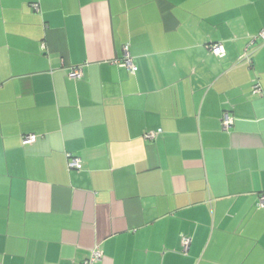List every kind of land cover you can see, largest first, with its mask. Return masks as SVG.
<instances>
[{
  "label": "crops",
  "instance_id": "0c3cea01",
  "mask_svg": "<svg viewBox=\"0 0 264 264\" xmlns=\"http://www.w3.org/2000/svg\"><path fill=\"white\" fill-rule=\"evenodd\" d=\"M263 29L264 0H0V264H264Z\"/></svg>",
  "mask_w": 264,
  "mask_h": 264
},
{
  "label": "built area",
  "instance_id": "2783aa9c",
  "mask_svg": "<svg viewBox=\"0 0 264 264\" xmlns=\"http://www.w3.org/2000/svg\"><path fill=\"white\" fill-rule=\"evenodd\" d=\"M32 7L36 13L41 12V7L39 3L32 4ZM264 45V29L255 36H251L250 40L244 50V53L239 59L240 63L248 64L249 66L253 65V56L256 50ZM207 50L213 56L223 59L226 56L225 48L220 43L210 44L207 46ZM124 56L120 60H115L112 63L117 65L122 69L128 70L132 75H136L138 72V66L136 65L134 58L130 53V46L126 45L123 48ZM84 67L85 65L70 67L68 71V78L71 80H79L84 76ZM253 93L259 96H263L262 88L260 83L256 82L253 86ZM222 125L225 131H229L234 125V119L229 115L228 112L224 113L222 119ZM162 133V130L159 129L155 132H147L144 134V139L154 141L158 135ZM36 135H25L22 138L23 145L32 144L36 140ZM68 171H81L83 168L81 159L68 155ZM257 208L264 209V194L260 195L258 202L256 204ZM184 251L186 252L188 246L190 245L189 239H183ZM103 252L101 246H95L90 253V258L84 264H98L103 259Z\"/></svg>",
  "mask_w": 264,
  "mask_h": 264
}]
</instances>
